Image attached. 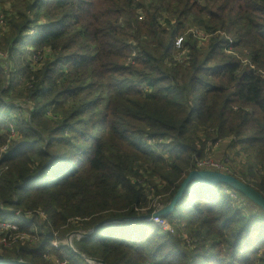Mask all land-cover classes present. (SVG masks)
I'll use <instances>...</instances> for the list:
<instances>
[{"label": "trees", "instance_id": "1", "mask_svg": "<svg viewBox=\"0 0 264 264\" xmlns=\"http://www.w3.org/2000/svg\"><path fill=\"white\" fill-rule=\"evenodd\" d=\"M25 7L0 44L8 57L0 61V220L38 241L0 244V264H264V211L226 185L196 180L160 218L175 234L121 222L73 240L78 255L51 246L152 214V200L167 206L214 140L254 159L250 178L231 175L264 196V0ZM153 142L167 147L155 151ZM37 210L43 222L21 223ZM12 235L0 233V242Z\"/></svg>", "mask_w": 264, "mask_h": 264}, {"label": "rangeland", "instance_id": "2", "mask_svg": "<svg viewBox=\"0 0 264 264\" xmlns=\"http://www.w3.org/2000/svg\"><path fill=\"white\" fill-rule=\"evenodd\" d=\"M27 1L28 0H0V44H2L5 41V40H3V37H4V33H5V28L6 27L9 28L8 19L16 17L17 13H19V12H24V10L26 8L25 6L27 5ZM232 55L237 57V58H243V57H245L246 52L243 51L242 54L233 53ZM6 58L8 59L7 54H6V52L2 51V48L0 45V61L4 62V61H6ZM28 112H29V110L18 112L19 115L21 116V117L20 116L19 117L21 119L28 120V117H29ZM18 113H16V114H18ZM9 116L12 119H15V117H16L14 114H11ZM162 143H165V142H162ZM210 144H212V145L214 144V148L211 145L210 153H209V155L207 154V157H209V159H211V160L212 159L216 160V162H218V164H220L226 168H229V172L227 173V175H231V174H233V172H235L239 175V177H243L242 175H245L247 179L251 177V174H253V172L251 171L250 167L254 166V164H256V163L252 157H247L245 154H243V152L239 146L235 145V147L233 149H230L229 148V145H230L229 139H223L221 141L214 140ZM151 145H152L153 150H155V151L158 150L159 152L162 150V147H163V149H165L167 147L166 144L162 145V144H157L155 142L151 143ZM218 171H220V170H218ZM220 172H222V174H223V170ZM255 172H257V171H255ZM224 192L230 193L227 190H224ZM232 197L234 198V196H232ZM157 202H158V200H155V201L152 200V202L150 204V207H152V208L154 207L155 211H158L161 208L165 207V206H158ZM40 213H42L43 216H39ZM26 214L28 217H31L30 218L31 221L29 224H32L34 222V220H36V222L40 221V220L43 222L46 218V214L41 210H37L34 212L33 211H27V212H25V215ZM145 215H148V214L142 213L138 216H145ZM153 220H155V219H152L151 222H145L146 226L152 227L153 224H156V223H154ZM164 226H165V224L157 225V227L161 230H163L162 227H164ZM170 227L174 230V234H175L176 233L175 228L173 226H170ZM134 229H132V231ZM91 230H89L88 232H90ZM32 231L38 232V230L35 227L32 228ZM78 232H81V231H73V232L69 233L62 242L54 241L51 243V246L54 249H57L60 245H64L71 252H73L72 251V249H73L72 242H73V240H76V239L75 238H73L72 240L69 239L71 241V247H72V249H70V247L67 246V242H68L67 238L69 236H71L72 234H76ZM185 240L187 241L186 244L189 247L191 245L190 239H185ZM50 259L53 262L52 264H55L54 263L55 261H59L57 258H53V257ZM87 262L89 264L90 262H93V260H87Z\"/></svg>", "mask_w": 264, "mask_h": 264}, {"label": "water", "instance_id": "3", "mask_svg": "<svg viewBox=\"0 0 264 264\" xmlns=\"http://www.w3.org/2000/svg\"><path fill=\"white\" fill-rule=\"evenodd\" d=\"M196 180L205 184H223L231 189H233L235 192L241 194L248 200H250L253 204L260 207L264 211V196L259 193L256 189L252 188L251 186L246 185L243 181L237 179L236 177L232 175H226L219 172H213V171H191L187 177L183 180L181 183L177 193L173 197V199L169 202V204L163 208H161L158 211L153 212L152 214H148L145 216H136L134 218L129 219H121V220H115V221H107L100 223L96 225L90 232H87L84 234V238L88 236L94 235L99 228H101L104 225L112 224V223H121V222H151L152 219H158L162 217L168 216L170 213L173 212L176 204L180 200V198L183 195V192L186 188V186L189 184L190 181ZM75 234H72L71 237L69 236L67 238V246L71 247V241L69 239H73ZM73 253L77 254L73 249ZM78 255V254H77ZM84 259V257H81ZM87 262V260L85 259ZM4 262V261H3ZM9 263L12 264H26L22 261H11ZM88 263V262H87ZM89 264H105L104 262L100 260H93V262H90Z\"/></svg>", "mask_w": 264, "mask_h": 264}, {"label": "built area", "instance_id": "4", "mask_svg": "<svg viewBox=\"0 0 264 264\" xmlns=\"http://www.w3.org/2000/svg\"><path fill=\"white\" fill-rule=\"evenodd\" d=\"M179 43V42H178ZM177 43V44H178ZM11 135L15 136L14 130L11 127ZM7 149V147H4L2 149V152H5V150ZM1 161V159H0ZM196 169H198L199 171H213V172H219L222 173L220 171L223 170V174H226L229 172L228 168L218 164V162H214L211 159L208 160H204L202 162H197L196 163ZM4 168L0 167V172L1 170ZM220 170V171H218ZM142 213H144V211H142ZM16 216H19L18 212H15ZM28 214V213H27ZM27 214L24 216V218H21V223L22 224H29L31 221V217H28ZM39 216H43L42 213L39 214ZM46 219V218H45ZM154 223H156V225H162L165 224L164 227H162L164 232L170 233V234H174V230L167 224L166 221H162L160 218L153 220ZM18 228L19 226L11 221L8 220H0V233H4V234H13L10 237H5L1 240L0 244L4 245V247L9 248L11 246L12 243L14 242H21V243H26V242H30V243H35L38 241V237H36L35 235H31V234H25V233H19L18 232ZM173 230V231H172ZM31 232L36 233L35 231ZM37 234V233H36ZM84 234H86V232H78L75 234L74 238L79 241L80 239L84 238ZM71 237V236H70ZM13 238V239H12ZM10 240V242H9ZM55 264H67L66 261H55Z\"/></svg>", "mask_w": 264, "mask_h": 264}, {"label": "crops", "instance_id": "5", "mask_svg": "<svg viewBox=\"0 0 264 264\" xmlns=\"http://www.w3.org/2000/svg\"><path fill=\"white\" fill-rule=\"evenodd\" d=\"M214 148V147H213Z\"/></svg>", "mask_w": 264, "mask_h": 264}]
</instances>
